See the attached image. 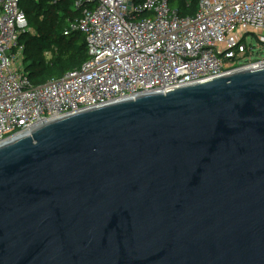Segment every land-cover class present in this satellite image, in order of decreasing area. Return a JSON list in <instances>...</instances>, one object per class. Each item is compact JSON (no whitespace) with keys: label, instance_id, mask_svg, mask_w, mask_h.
Returning a JSON list of instances; mask_svg holds the SVG:
<instances>
[{"label":"water","instance_id":"1","mask_svg":"<svg viewBox=\"0 0 264 264\" xmlns=\"http://www.w3.org/2000/svg\"><path fill=\"white\" fill-rule=\"evenodd\" d=\"M0 264H264V65L1 144Z\"/></svg>","mask_w":264,"mask_h":264},{"label":"built area","instance_id":"2","mask_svg":"<svg viewBox=\"0 0 264 264\" xmlns=\"http://www.w3.org/2000/svg\"><path fill=\"white\" fill-rule=\"evenodd\" d=\"M171 0H76L70 28L87 61L33 86L19 44L27 32L19 0H0V145L35 127L141 94L166 92L264 65V0H199L181 18Z\"/></svg>","mask_w":264,"mask_h":264},{"label":"trees","instance_id":"3","mask_svg":"<svg viewBox=\"0 0 264 264\" xmlns=\"http://www.w3.org/2000/svg\"><path fill=\"white\" fill-rule=\"evenodd\" d=\"M76 0H19L25 13L28 30L20 36L23 46L22 63L30 83L37 87L61 79L87 61L85 39L71 30L79 19L81 9ZM199 0H171L178 16H193ZM49 55V59L46 58Z\"/></svg>","mask_w":264,"mask_h":264},{"label":"rangeland","instance_id":"4","mask_svg":"<svg viewBox=\"0 0 264 264\" xmlns=\"http://www.w3.org/2000/svg\"><path fill=\"white\" fill-rule=\"evenodd\" d=\"M247 44L248 45L250 44V45L254 46V48H255V57L256 56L261 57V58L264 57V47L263 46H260L255 41H250V40H247ZM46 58L49 59V55H46Z\"/></svg>","mask_w":264,"mask_h":264}]
</instances>
